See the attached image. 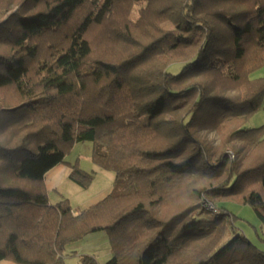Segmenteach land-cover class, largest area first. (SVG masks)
Wrapping results in <instances>:
<instances>
[{
  "label": "trees",
  "instance_id": "1",
  "mask_svg": "<svg viewBox=\"0 0 264 264\" xmlns=\"http://www.w3.org/2000/svg\"><path fill=\"white\" fill-rule=\"evenodd\" d=\"M263 67L264 0H0V263L264 264L226 207L264 222ZM85 141L116 182L76 214L45 176Z\"/></svg>",
  "mask_w": 264,
  "mask_h": 264
},
{
  "label": "rangeland",
  "instance_id": "2",
  "mask_svg": "<svg viewBox=\"0 0 264 264\" xmlns=\"http://www.w3.org/2000/svg\"><path fill=\"white\" fill-rule=\"evenodd\" d=\"M256 76L264 78V67L258 71ZM248 125L255 128L264 126V104L252 115ZM97 147L100 151H105L103 145H97ZM95 148L96 146L91 141L79 142L65 157L67 162L78 163L82 169L93 173L94 180L92 183L88 187H83L70 178L67 183L60 185L59 189H50L52 203H57L63 199L60 198L61 193L64 198L70 200L74 208L82 210L85 205L101 199L99 194L103 190H108L115 185V173L100 168L92 161V153ZM226 207L237 216L234 220L237 230L245 234L255 246L264 251V222L260 220L254 208L238 202H227ZM68 250L77 251L76 256L74 254V256L67 257L66 261L69 264H81L80 254L83 253L93 254L100 264L112 256L106 231L92 233L70 246Z\"/></svg>",
  "mask_w": 264,
  "mask_h": 264
},
{
  "label": "crops",
  "instance_id": "3",
  "mask_svg": "<svg viewBox=\"0 0 264 264\" xmlns=\"http://www.w3.org/2000/svg\"><path fill=\"white\" fill-rule=\"evenodd\" d=\"M65 160H66V158H65ZM70 164H73V163L67 162V163H64V164H58L55 167H53L50 171L47 172V174L45 176V183H46V187H47V190H48V195H49L50 201H51L50 189H52V190L59 189L60 185H62L64 183H67L68 180H70V174H71V166H70ZM112 189H113V187L108 188V190H103L99 194V197H101V199L94 200L91 204L85 205L83 209H86V208L90 207L91 205L99 202L103 198H105L108 194L111 193ZM60 198L61 199L64 198V195L61 194V193H60ZM75 210H76L75 213L77 214V210L79 211V209L76 208ZM2 262L5 263V264H15L12 261H7V262L6 261H2ZM2 262L0 264H3Z\"/></svg>",
  "mask_w": 264,
  "mask_h": 264
}]
</instances>
